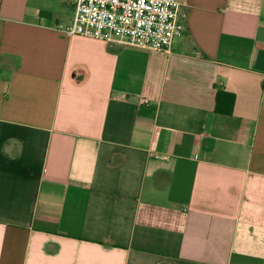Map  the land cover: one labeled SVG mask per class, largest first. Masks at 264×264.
I'll use <instances>...</instances> for the list:
<instances>
[{
	"label": "crops",
	"instance_id": "obj_1",
	"mask_svg": "<svg viewBox=\"0 0 264 264\" xmlns=\"http://www.w3.org/2000/svg\"><path fill=\"white\" fill-rule=\"evenodd\" d=\"M178 2L161 51L0 0V264H264V0Z\"/></svg>",
	"mask_w": 264,
	"mask_h": 264
},
{
	"label": "built area",
	"instance_id": "obj_2",
	"mask_svg": "<svg viewBox=\"0 0 264 264\" xmlns=\"http://www.w3.org/2000/svg\"><path fill=\"white\" fill-rule=\"evenodd\" d=\"M178 0H74L68 35L168 51L180 36Z\"/></svg>",
	"mask_w": 264,
	"mask_h": 264
},
{
	"label": "trees",
	"instance_id": "obj_3",
	"mask_svg": "<svg viewBox=\"0 0 264 264\" xmlns=\"http://www.w3.org/2000/svg\"><path fill=\"white\" fill-rule=\"evenodd\" d=\"M234 95L224 90H218L215 96V110L230 114L232 111Z\"/></svg>",
	"mask_w": 264,
	"mask_h": 264
}]
</instances>
